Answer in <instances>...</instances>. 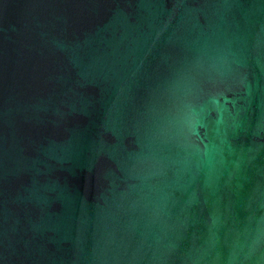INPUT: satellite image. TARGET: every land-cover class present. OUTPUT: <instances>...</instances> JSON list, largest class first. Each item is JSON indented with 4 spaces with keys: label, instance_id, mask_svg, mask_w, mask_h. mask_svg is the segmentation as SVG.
I'll list each match as a JSON object with an SVG mask.
<instances>
[{
    "label": "water",
    "instance_id": "water-1",
    "mask_svg": "<svg viewBox=\"0 0 264 264\" xmlns=\"http://www.w3.org/2000/svg\"><path fill=\"white\" fill-rule=\"evenodd\" d=\"M0 264H264V0H0Z\"/></svg>",
    "mask_w": 264,
    "mask_h": 264
}]
</instances>
